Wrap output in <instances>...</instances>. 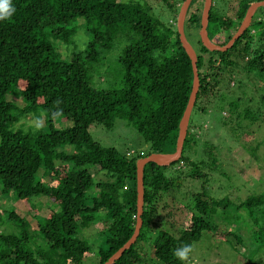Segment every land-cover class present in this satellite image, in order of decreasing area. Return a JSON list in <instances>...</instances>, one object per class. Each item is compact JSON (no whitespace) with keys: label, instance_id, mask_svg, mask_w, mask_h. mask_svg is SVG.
I'll use <instances>...</instances> for the list:
<instances>
[{"label":"trees","instance_id":"16d2710c","mask_svg":"<svg viewBox=\"0 0 264 264\" xmlns=\"http://www.w3.org/2000/svg\"><path fill=\"white\" fill-rule=\"evenodd\" d=\"M163 1L175 8L171 25L157 18L148 5L133 1L11 0L15 13L0 21V193L13 194L25 203L45 197L57 210L39 219L36 230L9 211L7 218L15 232L0 233V264H81L92 251L81 232L98 222L101 214L109 223L101 232L102 246L96 250L98 264H104L131 238L136 223V162L151 154L175 152L179 122L193 84L191 62L176 30V14L184 0H179L177 8ZM203 1L192 0L184 20L187 41L188 34L198 44L194 51L199 90L192 112L202 113L201 100L214 96L224 77L229 83L237 71L264 76V21L257 20L264 8H259L258 16H253L250 27L228 51L209 52L199 40ZM236 1L234 14L228 17L212 11V0L207 26L212 43L225 45L248 7L262 0ZM79 28L86 31L89 41L83 50L63 59L57 42L69 46ZM116 43H123L117 56L122 68L120 83L97 89L85 63H98ZM13 91L19 92L21 108L7 100ZM260 102L264 106V93ZM58 108L63 110L58 118L71 126L54 128L53 114ZM227 113L224 126H231L234 118L250 120L253 125L258 116L248 107L241 108L239 98L228 103ZM30 115H44L46 130L12 129ZM191 115L179 160L163 167L145 165L142 226L135 244L114 264H149L141 246L147 241L152 262L184 264L173 250L184 244L193 246L204 232H215L217 209L224 212L230 206L229 200H215L207 193L209 176L220 163L214 146L204 143L201 151L196 148L200 137ZM117 120L136 130L149 147L146 153L126 156L91 138V126L112 130ZM174 169L176 178L168 176ZM98 174L104 178L96 179ZM189 179L201 180V190L192 195L186 208L178 206L185 219L177 225L175 214L161 215L164 208L158 212V207L165 194ZM263 207L264 193L236 205L237 211H248L249 220L257 225L253 235L261 239L259 247L264 244V227L257 215ZM164 220L171 230L179 231L169 232ZM227 235L240 243L237 234Z\"/></svg>","mask_w":264,"mask_h":264},{"label":"rangeland","instance_id":"374dc122","mask_svg":"<svg viewBox=\"0 0 264 264\" xmlns=\"http://www.w3.org/2000/svg\"><path fill=\"white\" fill-rule=\"evenodd\" d=\"M119 1L146 4L151 8L152 13L165 24L171 25L173 24L171 21L175 20V8L168 7L163 0ZM168 3L169 5L175 4L177 8L179 0H168ZM213 6L214 13L232 17L234 9L237 7V1L213 0ZM258 10L254 17L260 13ZM177 15L178 13L176 17ZM187 38L193 49L198 51L195 38L188 34ZM88 41L89 36L86 31L79 28L73 43L69 46L63 47L61 42H57L58 51L63 59H68V53L83 50ZM122 47L123 43H116L98 63H85L95 88L106 90L120 83L122 68L117 62V56ZM227 81V78L224 77L221 84L214 89L215 95H208L207 98L201 100L200 106L204 108L205 112L194 110L191 122H194V131L200 137L196 148L201 151L204 143L214 146V154L218 156L220 163L218 169L212 171L209 176V182L206 185L207 193L215 200H229L230 206L224 212L222 208L217 209L214 219L216 231L202 234V238L193 245L194 250L187 264H264V244L259 247L262 241L261 239L257 240V236L253 235L258 231L257 225L249 220L248 211L236 210V205L245 201L249 196L264 193V106L260 102V96L264 93V76H258L252 72L238 73L237 71L234 72L233 79L229 83ZM238 98L241 99V108L248 107L258 114L257 120L252 125L250 120L238 122L233 117L235 121L230 122L231 126H224L222 121L223 118L228 117L227 105ZM7 100L18 108L24 105L19 97V92L16 91L7 95ZM41 116L44 118V115ZM34 118L35 116L32 115L26 116L13 125L12 129L23 132L39 131L30 125V121ZM53 125L56 129H65L71 126V122L56 118ZM40 130L46 129L43 127ZM89 133L91 138L101 146L115 148L126 156L146 153L149 148L136 130L124 120H117L112 130L93 125L89 129ZM68 153H70L69 149ZM96 171L97 168L92 172ZM168 176L176 178L175 169L168 172ZM95 178L103 179L104 177L102 174H98L95 175ZM45 181L48 180L45 179ZM200 190L201 180H184L178 189H173L162 197L158 212L163 207L164 212H161V215L169 212L175 214V217L177 216L175 223L178 225L177 221L183 222L185 219L184 210H180L178 206L185 207L186 204L192 203V195ZM55 210H57L55 204L45 197L33 198L30 202L25 203L17 200L13 194L2 195L0 193V233L15 232L14 226L7 218L9 211L23 217L28 222L30 230H36L37 221L47 217L51 211ZM103 216L104 214H101L98 222L81 232L82 237L92 248L91 253L84 258L81 264H98L96 250L99 245L102 246L101 232L106 229L109 223L104 221ZM257 216L261 219L260 225L264 227V207ZM164 226L172 234L179 231V228L171 230L166 220H164ZM228 232L237 234L241 239L240 243L236 242L234 237L227 235ZM150 236L152 237L153 233ZM223 239H227L228 242ZM229 241L234 244L235 249ZM147 242H143L141 245L147 254V262L157 264L155 261H151V248L149 241Z\"/></svg>","mask_w":264,"mask_h":264},{"label":"water","instance_id":"95a60500","mask_svg":"<svg viewBox=\"0 0 264 264\" xmlns=\"http://www.w3.org/2000/svg\"><path fill=\"white\" fill-rule=\"evenodd\" d=\"M191 1L192 0L183 1L182 5L180 6V9L177 15V20H176V30L179 35L181 46L186 52L191 62L192 73H193V84H192V90L189 96L187 106L179 122V126H178L179 132H178V137L176 141L175 152L173 154H168V155L151 154L145 158L139 159L136 162V194L137 196H136V223H135L134 232L131 238L119 250H117L104 264H114L123 255L125 251H127L131 246L135 244L137 240V237L139 235V232L142 226L141 216L143 213V202H144L143 172H144L145 165L153 163L161 167L168 166L178 161L182 154L183 143H184V140L187 134L189 118H190L192 109L194 107L196 96L199 90L197 56L192 46L188 43L185 37V34H184V20H185L186 12L190 6ZM211 7H212V0H204L203 7H202V13H201V19H200L199 40H200L201 45L209 52H226L250 27L252 18L255 15L256 11L259 8H264V0L255 2L248 7L236 32L232 35V37L228 40V42L223 46H219L217 44L212 43L208 37L207 26H208L209 13H210Z\"/></svg>","mask_w":264,"mask_h":264},{"label":"clouds","instance_id":"9594fccd","mask_svg":"<svg viewBox=\"0 0 264 264\" xmlns=\"http://www.w3.org/2000/svg\"><path fill=\"white\" fill-rule=\"evenodd\" d=\"M15 13V8L12 6L11 0H0V21H4L10 19ZM57 105L61 103L60 101L56 102ZM63 114L62 109H57V111L53 114V118H58ZM45 120L43 116L34 118L30 121V125L35 128V130H40L44 127ZM194 248L192 245L184 244L179 248L173 250V255L184 264L190 259V255L193 252Z\"/></svg>","mask_w":264,"mask_h":264},{"label":"built area","instance_id":"2783aa9c","mask_svg":"<svg viewBox=\"0 0 264 264\" xmlns=\"http://www.w3.org/2000/svg\"><path fill=\"white\" fill-rule=\"evenodd\" d=\"M257 20H258V21H260V20H261V21H262V20L264 21V11H263L262 15H261L259 18H257Z\"/></svg>","mask_w":264,"mask_h":264}]
</instances>
